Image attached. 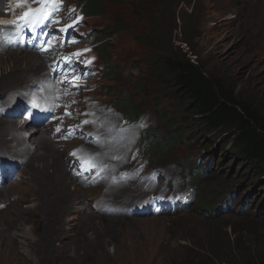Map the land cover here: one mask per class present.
Wrapping results in <instances>:
<instances>
[{
    "label": "rangeland",
    "instance_id": "1",
    "mask_svg": "<svg viewBox=\"0 0 264 264\" xmlns=\"http://www.w3.org/2000/svg\"><path fill=\"white\" fill-rule=\"evenodd\" d=\"M96 1L102 11L86 19L89 43H97L92 36L103 35L101 30L118 23L121 28L103 47L108 62L98 68L97 76H101L95 80L94 98L116 105L120 96H130L128 100L144 112L149 125L142 138L148 140L157 133L161 144L155 150L146 145L150 168L163 167L168 175L185 176V184L197 188L193 206L201 197L207 204L180 215H98L88 206L93 198H107L106 190L77 186L67 170L68 153L76 142L49 146L39 140L38 133L12 142L17 136H12L15 130L11 129L4 133L8 146L2 144L0 149L18 158L16 148L23 150L28 143L31 149L23 156L32 162L19 169V180L0 189V206L6 204L0 210V264H206L216 257L221 261L230 251L238 254L263 246L264 176L250 173L231 145L224 146L232 130L210 135L193 127L195 122L184 111L185 101L174 94L168 75L150 64L158 51L145 39L155 28L175 21L174 43L182 44L184 52L193 54V59L264 114V0ZM22 54L36 55L29 64L40 58L44 65L40 73L47 72L46 56L27 50L0 53L4 57L0 60L1 103L24 81L33 80L32 73L22 71L28 65L15 64ZM3 122L11 125L0 118ZM196 170L206 172L192 176ZM233 191L236 194L231 196ZM130 195L112 199L119 205L128 202ZM205 205H214L219 213H206Z\"/></svg>",
    "mask_w": 264,
    "mask_h": 264
},
{
    "label": "trees",
    "instance_id": "2",
    "mask_svg": "<svg viewBox=\"0 0 264 264\" xmlns=\"http://www.w3.org/2000/svg\"><path fill=\"white\" fill-rule=\"evenodd\" d=\"M84 8L88 16L100 15L102 11V7L96 0H88ZM150 19L154 20L153 16H150ZM175 25L177 24L174 21L171 25L165 24L164 28H155L149 38L145 39L150 47L158 51L154 54L157 58L150 61V64L153 67L157 66L168 75L172 83L171 89L179 100L185 101L184 111L186 115L192 117L195 122L193 127L197 128V131L214 135L232 130V134L224 138V146L231 145L230 148L237 153L238 160L248 164L250 173L264 176V114L252 102L243 99L222 78L205 69L200 60L193 59L191 57L193 54L184 52L180 48L182 44L178 47L174 43L173 34L177 30ZM120 28L121 25L118 23L111 29L108 28V31H102L104 34L100 36V39L105 40L107 36L117 34ZM121 108L131 118H136L143 112L137 110L138 106H133L128 99L121 103ZM135 114L138 115L135 116ZM166 123H170V127L174 128L170 120ZM193 131L197 132L194 129ZM204 201L205 198H201L198 206L190 212L194 213L207 204L203 203ZM202 210L210 215L218 212L214 205H205ZM180 214L176 213V215ZM225 255L221 261L216 257L205 263L264 264V245L255 250L238 251V254L230 251Z\"/></svg>",
    "mask_w": 264,
    "mask_h": 264
},
{
    "label": "clouds",
    "instance_id": "3",
    "mask_svg": "<svg viewBox=\"0 0 264 264\" xmlns=\"http://www.w3.org/2000/svg\"><path fill=\"white\" fill-rule=\"evenodd\" d=\"M9 1L10 0H5L4 1V5L8 6L9 5L8 4ZM16 11L17 10H15V11H13L11 13H5L4 12V8H3L2 9V13H0V17L10 18ZM18 12H19V10H18ZM89 17H91V16H88V18ZM3 28H5V27H3ZM109 28L111 29V27H109ZM102 31H104V30H101V32ZM106 31H108V29ZM85 32L87 33V37H82V40H84V42L86 43V42H88L87 38H90L91 35L89 34V32L86 31V29H85ZM100 36L101 35L92 36V37H94V41H97V43L95 45L93 44V50H92V53L94 55H97V57H98V60L96 62V66H97L96 70H97V72H98V68H99L100 65H105V63L108 62V58L105 57V52H104V48L103 47L106 44V42L108 41L109 36H107V38L105 40H101ZM84 42H81L80 45L82 46L84 44ZM24 50L31 51V52H34L36 54H39L38 52H35L34 50H31V49H24ZM9 51H14V50H9ZM20 51H22V50H20ZM39 55L41 57L42 56H46V55H41V54H39ZM109 58L113 59V57H111L110 55H109ZM97 74H96V76L92 77L89 80L85 91H81L80 92V94L78 96L79 99H81L80 103L77 106H75V107H67L66 108V109L70 110L72 112V114L75 113V108L76 107L78 108L80 105L84 104V99L86 98L88 92L92 88H96L95 80L98 79L101 76V75L97 76ZM106 74L107 73L104 72V75H106ZM129 97L126 96V95L120 96V99L118 101L120 104L118 103L116 105H112L110 102L106 103V104L111 105L113 108H115L118 111V112L115 113L116 118L120 119V121L127 120V121L130 122V123H124L122 125L123 127L126 128V127H128V124H130V125H129L128 131H125V134L127 135L128 140L125 143H123L122 140L114 142L107 149L105 147L103 149L104 152H95L97 149H99V145L97 146L95 144H90V143H86V142H84L85 144H82L83 142H81L78 139H76L74 141H69V140H60L59 137L57 138V136L53 135V133H54V129L56 128V125L58 124V121L47 123L46 126H42V127H39V126H36V125L34 126V124L31 121H27L29 124L26 127L29 128L28 132H30L31 129H33V132H32L33 135L31 134L32 136L30 135V137H33L37 133L41 132L42 135H44L46 140L51 141L53 143L55 142L56 143L55 145L57 147H60V143L61 142H66V143L67 142H71V143L72 142H76V146H74L68 153V157H71V160L68 163V168H67L68 173L70 171L69 170L70 166L71 165L75 166V165H77V162H78V160L74 159L73 155H70L71 152L74 151L76 148H81L80 145H85L87 149L92 150V153H97V154L101 153L102 155H104L102 160L107 159V158L108 159H113L114 158L113 160H115V162L118 163L121 166V168L123 170V174H125L126 178L131 179V180L134 181V182H132L131 184H128V185H126V184L118 185V186H116V189H119V188H121L123 186H134V187L135 186H139V185L136 184V181L142 182L145 179H147V177H150L151 175H153L154 182L157 183V187H156L157 196L160 193H163V192H167L165 194L167 196L168 194L173 192L178 180L180 179L183 182H185L186 177L185 176H180V175H172L171 173L168 175L167 170H165L163 167L150 168L152 166V163H151V160H150V158L148 156L149 147H147L146 145H147V143H150L151 146L155 150V148L158 145H160L159 144V137L157 136V133H153L152 135L149 136L148 140H146L145 138L144 139L142 138V134L146 133V131L149 129V125H147L146 120L144 118V116H145L144 112H142L136 118H131V116L126 111H124L121 108V103L125 99H128ZM0 118H6L9 122H12L11 120H13V118H8V117H5V116H1ZM74 122L77 123V121L74 120V118L69 117L66 126L68 124L74 123ZM143 124L145 126H142ZM80 127H82V125L77 126V128H80ZM175 128L177 129V127H175ZM25 132H27V131H25ZM89 132H90L89 126L88 127L87 126H83L81 134H85V133H89ZM132 138H134V140H132ZM62 139H65V138H62ZM129 139H131V140H129ZM0 152L3 154L1 156L2 160L9 161L11 159L10 155L7 156V153L9 151L0 149ZM204 172H206V170H203V172H200V173L196 170V171H193L192 176H198L199 174L204 173ZM69 175L72 177V175L70 173H69ZM167 176H169V179H167ZM73 179L75 180V178H73ZM75 182H76V180H75ZM93 184L94 183H92V184H90L88 186H85L83 184L82 185H78L77 182H76L77 186H80V187L83 186L86 189L87 188H93V187H91ZM165 185L167 186V188L165 190H163V186H165ZM186 185H190L191 187H193L192 184H186ZM95 187H99V186H95ZM193 188L195 189L194 196H193L194 201L192 202V204L190 206L186 207L187 209L175 212L174 210L172 211L173 207L164 206V205L159 204L160 209L165 211V213H162V214L174 215L176 213H181V212H186V211L190 212L191 210H193V208H195V206H193V205H194V203L196 201V196H197V188L196 187H193ZM111 190L114 191L115 189H111ZM127 190H132V189H127ZM134 191H137V190H134ZM201 198H204V197H201ZM199 200L200 199H198L197 202ZM197 206H198V204H197ZM94 213L97 214V212H95V210H94ZM217 213H219V211ZM129 217H131V216H129Z\"/></svg>",
    "mask_w": 264,
    "mask_h": 264
},
{
    "label": "bare ground",
    "instance_id": "4",
    "mask_svg": "<svg viewBox=\"0 0 264 264\" xmlns=\"http://www.w3.org/2000/svg\"><path fill=\"white\" fill-rule=\"evenodd\" d=\"M2 0H0V2H1ZM1 58H0V60H3V56H0ZM35 57H36V55H34V54H32V55H29V54H22V55H20L18 58H17V61L16 62H18V63H16L15 62V64L17 65V67H23V64H26V66L28 65V67H25L24 69H22V71H24V72H28V73H32L33 75H35V74H39L41 71H42V69L44 68V65H43V61H41L40 60V58H38V60L39 61H36L35 63H34V65H31V64H29V63H31L32 62V60L34 59V61H35ZM22 61V62H21ZM19 72V71H18ZM27 80H29V79H27ZM24 81V80H23ZM23 81H21L20 83H22ZM19 82L17 83V84H20ZM25 83H27V82H23V84H25ZM8 88V87H7ZM2 124H5V122H3V123H1L0 124V145H2V144H4V145H6V146H8V141L6 140V138L4 137V133L6 132V131H9V130H17V129H15L16 128V124L14 123V122H11L10 124L11 125H8V126H4V125H2ZM37 135V134H36ZM38 136H39V140H41L43 143H47L49 146H51V145H53V142H46V141H44L45 140V138L43 137V135H41V134H39L38 133ZM17 139H19V137H13V140H12V142H14L15 140H17ZM42 139H44V140H42ZM10 143V142H9ZM10 149H13L14 147L13 146H10L9 147ZM17 150H19L18 148H16ZM20 151V150H19ZM28 149H27V151L25 152L26 154L28 153ZM21 152V151H20ZM60 153V152H59ZM60 155V154H59ZM24 157V156H23ZM30 160V162H32V159H29ZM28 160V161H29ZM27 161V162H28ZM29 163V162H28ZM26 166H27V164H26ZM22 173H23V170H22ZM25 173V172H24ZM138 190V189H137ZM128 191H130V190H128Z\"/></svg>",
    "mask_w": 264,
    "mask_h": 264
},
{
    "label": "snow or ice",
    "instance_id": "5",
    "mask_svg": "<svg viewBox=\"0 0 264 264\" xmlns=\"http://www.w3.org/2000/svg\"><path fill=\"white\" fill-rule=\"evenodd\" d=\"M40 11H42V10H40V9L35 10V12H40ZM35 12H31V13L25 12V13H23V16L21 17V19H25V22H30L31 19L33 18V16L35 15ZM47 18H48L47 16L43 17V19H45V20ZM62 31H63V29H62ZM41 110L43 111L44 109H41ZM68 115H71V114L68 113ZM84 123H88V121H84Z\"/></svg>",
    "mask_w": 264,
    "mask_h": 264
}]
</instances>
